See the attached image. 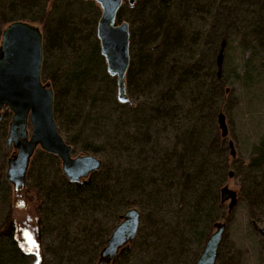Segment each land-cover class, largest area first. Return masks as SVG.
Returning a JSON list of instances; mask_svg holds the SVG:
<instances>
[{
    "label": "trees",
    "instance_id": "16d2710c",
    "mask_svg": "<svg viewBox=\"0 0 264 264\" xmlns=\"http://www.w3.org/2000/svg\"><path fill=\"white\" fill-rule=\"evenodd\" d=\"M73 1L95 9L93 26L91 21L86 23L92 29L98 22L99 8L92 1ZM63 3L59 0H0V37L5 26L21 21L41 29L44 54L51 47L72 49V38L78 43H86L80 37L82 31L78 30L80 10ZM127 10V19L120 21L124 16L121 7L116 20L120 21L119 24L125 22L129 25L130 64L126 91L131 106L117 102V88L116 97L114 90L111 97L102 90H94V75L84 63L71 68L57 81L49 82L54 94V120L59 131L68 125L76 133L88 132L96 144L93 152L102 158V167L78 183L69 182L63 175L57 183H48L45 189L37 182L39 261L35 254L24 253L17 245L8 209L4 229L0 231V237L5 240L0 245V264H50L45 257L53 252L54 246L53 254L63 261L66 258L65 264H91L96 256L98 261L95 264H101V252L98 255L96 252L100 246L105 247L109 233L94 247L90 243L91 236L76 245L71 239L73 231L82 234V220L89 219L98 224L102 216L110 213L114 214V220L121 222L124 213L131 209H136L141 219L142 212H152V208L160 204L159 192L153 187L144 194L141 203L132 200L136 189L143 191L147 187L144 170L138 174L142 177L140 181H135L131 167L123 168L118 163L122 153L130 155L137 151L139 159L151 156L157 145L153 136L159 131L169 132L174 128L177 133L178 150L174 154L177 152L175 156L183 173V181L178 184L185 199L183 206L193 212L192 216L202 217L206 209L207 220L212 218L206 197L209 192L216 196L219 188L213 148L219 136L214 133L213 144L208 141L210 134L206 124L216 116L219 129V113L213 109V85L219 86L221 82V69L216 66L217 74L214 72V58L217 59L223 43L225 47L235 44L250 56H264V0H134L132 6L127 4ZM92 44L91 54L96 55L108 78L105 62L99 54L100 47L95 39ZM111 82L115 89L116 84ZM86 97L97 103L95 113L92 106L88 107L89 111H84ZM79 102L82 103L80 107L77 106ZM109 106L126 118L117 119ZM8 115L11 116L10 112L4 109L2 119ZM127 121L132 125L125 124ZM220 138H225L221 132ZM169 161L170 158H164L160 166H168ZM249 165L258 176L248 179L247 195H240V199L245 202L248 213L255 214L264 205V141ZM222 190L219 192L220 203H225L227 200L221 195ZM216 224H213L214 229ZM125 246L108 264L124 263L131 252ZM87 258H90L88 263L84 261Z\"/></svg>",
    "mask_w": 264,
    "mask_h": 264
},
{
    "label": "rangeland",
    "instance_id": "374dc122",
    "mask_svg": "<svg viewBox=\"0 0 264 264\" xmlns=\"http://www.w3.org/2000/svg\"><path fill=\"white\" fill-rule=\"evenodd\" d=\"M59 1L64 2L63 4L67 3L74 10H80L81 17L78 30L82 31L80 37L85 39L86 43H78L72 38L70 40L74 41L72 49L51 47L50 51L46 54L43 53L42 69L44 73L41 72L42 81H57L71 68L84 63V66H87L94 75L93 89L102 90L107 97H111L114 90L116 97V85L114 89V84L111 82L116 84V79L107 73L108 78H106L96 55L92 56L91 54L94 39L98 43L96 38L97 22L92 29L90 26H86V23L91 21V26H93L95 9L92 10L90 6L73 0ZM127 4L128 0H123L124 16L120 21L127 19L129 13ZM99 16L100 9L96 18L97 21ZM120 21L116 20V23L119 24ZM71 26L74 28L73 25ZM77 37L75 38L77 39ZM215 59L214 72L217 74ZM220 77L219 86L213 85L215 94L213 109L217 110V114L221 112L225 115L227 136L224 139L220 138L216 116L206 124V129L211 135L207 137L208 141L212 142L214 133L219 136L218 141H215L214 144L212 142L216 153L215 163H217L219 172V178L217 177L219 188L216 196L209 192L206 197L207 208L213 222L211 219L207 220L206 209L202 212V217L192 216L193 212H189L188 207L183 206L182 201L185 199L183 200L182 192L178 187V184L183 181V173L180 169L181 163L179 164L178 158L176 159L175 156L177 152L174 154L178 150L176 149L177 136L175 138L177 133L173 131L174 128L169 132L159 131L153 136L157 145L151 155L152 157L146 155L143 159H139L136 154L137 151L130 153V155L122 153L119 156L118 163L123 168L131 167V171H134L132 174L135 181H140L142 178L139 177L140 171L144 170V181L147 187L143 191L140 190L141 188L136 189L132 194V200L141 203L144 194L149 193L152 187L157 189L160 195V204L152 208V212H142L138 233L135 241H133L135 244L132 242L126 244L125 247H129L131 252L123 260V264H193L201 254L206 239L214 231V223L225 226L216 264H263L264 237L259 233V229L264 226V205L255 214H249L245 202L240 199V195L243 197L247 195L248 179L252 180L257 175L249 164L254 159L258 146L264 141V56H250L248 52L242 51L237 45L227 44L223 52ZM88 100L89 98L86 97L87 106L84 105V111H89L88 107L92 106V111L95 113L97 103L91 102L93 98ZM81 105L82 103L79 102L77 106L80 107ZM109 110L116 111L112 106H109ZM67 113L68 110H66ZM115 114L117 119L123 120L125 117L118 111ZM10 117L8 115L0 121V231L4 229L7 210L10 209L14 226L13 236L17 245L24 253L35 254L37 261H39L41 255L37 240V207L40 199L36 188L37 182L42 184L43 189L48 186V183H57L60 175H62L61 164L56 157L37 149L31 159L32 164L29 165L26 188L14 193L5 179L6 162L12 153L11 149L7 150L5 147ZM128 122L125 124L132 125ZM57 130L67 144L72 147L74 157L92 155L102 159L99 154L93 152L96 144L88 132L76 133V130L74 131V128L68 127V125H65L64 130L59 131L58 127ZM164 158H170L168 166H160ZM141 160L142 165H140ZM230 172L232 177H229L228 173ZM222 188L229 191L237 200L231 212L228 211L230 199L225 203H220L219 192ZM136 208L138 209L137 206ZM82 221L80 228L84 232L81 234L78 230L73 231L71 239L76 245H80L81 241H85L91 236L90 243L94 247L99 245L103 236L109 233L108 236L110 237L112 230L120 222L114 220L113 213L102 216L98 224L91 223L89 219L86 222ZM85 234L87 236L84 237ZM4 243L5 240L0 237V245ZM55 250L54 246L53 252L45 258L50 264H65L66 258L64 261L63 258L58 259L53 254ZM101 250L102 247L100 246L97 249V255ZM126 252L129 254V251L126 250ZM84 261L88 263L90 258ZM97 261L98 256L92 260L91 264H95Z\"/></svg>",
    "mask_w": 264,
    "mask_h": 264
},
{
    "label": "water",
    "instance_id": "95a60500",
    "mask_svg": "<svg viewBox=\"0 0 264 264\" xmlns=\"http://www.w3.org/2000/svg\"><path fill=\"white\" fill-rule=\"evenodd\" d=\"M94 2L100 9L96 38L104 59L107 74L116 79L117 102L129 105L126 91V74L130 64L129 25L116 23L123 0H84ZM130 6L134 0H128ZM217 56L216 66L221 69L223 50ZM43 63V34L41 29L27 22L16 21L5 26L0 37V121L3 110L10 112L5 147L12 150L7 159L5 179L14 193L26 188L31 159L37 149L56 157L62 175L71 183L88 179L102 167V161L92 155L73 156L57 130L54 120V94L49 82L41 79ZM221 135L227 136L225 116L218 115ZM30 129V130H29ZM232 177V173H229ZM221 195L230 199V212L237 200L223 189ZM140 214L128 210L115 227L100 253L101 264H108L138 233ZM225 233V226L216 224L203 250L194 264H216L218 249ZM264 237V226L259 229ZM264 264V253H263Z\"/></svg>",
    "mask_w": 264,
    "mask_h": 264
}]
</instances>
